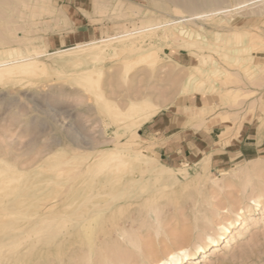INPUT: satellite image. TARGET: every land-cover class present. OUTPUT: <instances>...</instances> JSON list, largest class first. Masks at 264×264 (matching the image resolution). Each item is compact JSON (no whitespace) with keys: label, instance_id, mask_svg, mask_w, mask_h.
<instances>
[{"label":"rangeland","instance_id":"1","mask_svg":"<svg viewBox=\"0 0 264 264\" xmlns=\"http://www.w3.org/2000/svg\"><path fill=\"white\" fill-rule=\"evenodd\" d=\"M241 1L87 0L81 10L88 22L97 24V33L83 41L115 33L120 27L134 30L153 21L204 14L184 22L185 32L175 27L171 35L169 26H162L133 34L140 36L138 47L155 44L152 63L142 61L137 48L128 47L129 37L112 40L115 54L108 56L91 85L68 78L47 55L37 58L47 66L42 70L19 82H0L1 165L25 170L35 175V182L44 183L47 178L50 187L44 191L55 192L58 200L76 188L65 183L66 176L91 170L90 159L123 142L139 141L133 149L147 147V154L158 163L155 146L139 131L124 132L123 123L111 112L126 110L132 100L150 98L157 111L168 108L184 113L198 122L197 127L214 134L219 140L215 148L242 140L245 155L208 170L195 164L212 161V153L171 164L189 169L184 183L211 177L221 179V186L190 185L174 194L154 195L155 186L148 184L122 202H132L131 206L114 214L106 211L94 233L97 250L91 259L84 246L69 242L81 233L80 223L74 220L69 222L70 235L45 237L47 243L37 246L25 264H152L144 253L147 246L153 244L160 252L167 244H182V232L189 234L193 229L195 212L199 225L208 226L211 234L221 230V235L180 264H264V198L258 199L259 204L251 200L259 189L264 190V0L238 5ZM71 15L66 0H0V48H6L8 57L33 45L43 44L49 51L71 48L76 43L46 46L49 37L71 24ZM240 34L245 40L239 43L235 39ZM250 47L259 52L251 57L245 51ZM237 57L248 60L244 66L228 63ZM194 66L205 70L202 85L187 84V75L196 73ZM98 94L105 96L108 107ZM39 165L50 173L36 175ZM246 166L254 169L249 182L235 176ZM206 215L209 222L203 219ZM122 229L127 230L125 239L119 236ZM198 237H192V245ZM136 244H142L144 251L136 249ZM14 257L0 263L10 264Z\"/></svg>","mask_w":264,"mask_h":264},{"label":"bare ground","instance_id":"2","mask_svg":"<svg viewBox=\"0 0 264 264\" xmlns=\"http://www.w3.org/2000/svg\"><path fill=\"white\" fill-rule=\"evenodd\" d=\"M247 1L249 0H243L238 5ZM177 12L182 14L180 11ZM201 13L190 14L188 15L189 18L187 15H181L182 19L174 18L149 22L148 25L140 29L133 30L128 27H120L116 29L115 33L107 32L106 36L101 38L81 41L71 48L67 47L54 51H49L43 44L40 46L33 45L18 56L8 57L6 56V48H0V82H19L29 76L31 72L42 70V67L47 66L37 58L47 55L55 67L65 71L68 78L77 81L80 85H91L96 79L95 74H99L98 70H101L102 66L107 63L108 56L115 54L116 49L110 47L112 40L129 37L130 44L128 47L137 48L140 51L141 60L152 63L157 54L155 44L150 42L146 46L138 47L140 36L132 35L162 26H169L171 35L176 33L175 27H180L182 32H185L184 22L203 17L204 13ZM244 40L243 34L238 35L235 39L239 43ZM245 51L251 57L259 52L256 51V47H250ZM246 60L248 59L237 57L236 59H229L228 63L244 66ZM193 69L199 73L200 77L196 76V73L190 72L187 75V84L202 85L203 78L201 76L205 74V70L198 66H194ZM227 71L229 72L228 69ZM98 97L102 100L104 107H108V100L105 96L98 94ZM154 106L155 102L152 99L144 98L138 101L132 100L126 110L113 109L111 112L123 123L124 132H130L134 135L143 124L158 112ZM133 144L138 145L139 141L123 142L120 146L108 148L104 151V155L89 160L88 166L92 168L91 170L66 176L65 183L69 182L70 186L76 188L61 200L56 199L55 192L45 193L44 190L50 187L47 178L44 179V183L35 182L33 180L35 175H28L25 170H20L11 164L4 167L0 162V260L5 261L9 256L14 255L15 257L10 264H25L27 256L36 250L37 246L47 243L45 237L70 235L68 226L71 223L69 222L74 220L80 223L79 232L81 233L69 242L84 246L88 258L91 259L97 250L94 233L101 224L106 211L110 210L111 214H114L131 206L132 202L126 204L122 202L133 196L134 192L143 190L148 184L155 186L154 195L174 194L182 187L186 188L190 185L212 183L218 187L221 186V179L211 177H207L203 181L191 180L184 183L183 179L190 176L186 166L174 168L160 160L155 163L152 157L147 154V147L133 149ZM195 165L201 170H208L213 163L210 159H202ZM37 170L36 175L39 172L50 173L43 170L40 165ZM253 174L254 169L251 166H246L235 176L245 177L249 182ZM30 183L34 184L33 187L28 186L27 190H21ZM79 195H83V197H77ZM262 198H264V190L259 189L257 194L251 197V200L259 204L260 200L258 199ZM194 219L192 232L190 231L189 234L182 232V244L174 246L167 244L160 252L159 248L153 244H149L145 251L142 244H136V249L143 248L142 251L152 264H180L190 255L197 252L202 253L209 243L218 241L217 235H221V230L211 234L208 232V226L199 225L196 212ZM203 219L210 221L207 215ZM195 234L200 236L198 237L200 240L192 245L191 239ZM119 236L125 239L127 230L122 229Z\"/></svg>","mask_w":264,"mask_h":264},{"label":"crops","instance_id":"3","mask_svg":"<svg viewBox=\"0 0 264 264\" xmlns=\"http://www.w3.org/2000/svg\"><path fill=\"white\" fill-rule=\"evenodd\" d=\"M66 6L72 12L71 24L61 33H56L47 39L46 46L51 49L81 42L97 33L95 27L97 24L88 22L81 10L86 8L87 0H66ZM197 124L198 122L191 121L184 113L161 108L143 124L139 132L144 140L151 142L159 151V159L170 166L185 159L192 162L209 153L213 155V165H219L233 160L235 156L244 155L242 140H239L240 143L224 145L223 150L221 147L215 148L219 140H216L211 131H205L202 126L197 127ZM232 146L237 149L232 151Z\"/></svg>","mask_w":264,"mask_h":264}]
</instances>
